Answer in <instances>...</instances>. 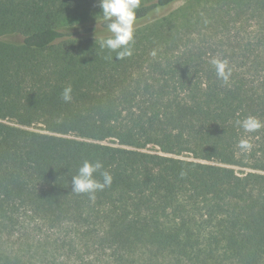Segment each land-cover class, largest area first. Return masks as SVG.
Listing matches in <instances>:
<instances>
[{
    "label": "trees",
    "instance_id": "trees-1",
    "mask_svg": "<svg viewBox=\"0 0 264 264\" xmlns=\"http://www.w3.org/2000/svg\"><path fill=\"white\" fill-rule=\"evenodd\" d=\"M179 1L142 0L118 60L98 0H0V264H264V127L237 124H264V0Z\"/></svg>",
    "mask_w": 264,
    "mask_h": 264
},
{
    "label": "clouds",
    "instance_id": "clouds-1",
    "mask_svg": "<svg viewBox=\"0 0 264 264\" xmlns=\"http://www.w3.org/2000/svg\"><path fill=\"white\" fill-rule=\"evenodd\" d=\"M142 0H98L107 36L100 38V48L116 53L118 60H123L132 55V45L135 40L137 12L140 9ZM95 39L97 40V34ZM155 55V53H153ZM212 64L216 76L223 83L227 84L232 76V69L226 59L213 58ZM72 88L66 87L61 98L64 102L72 100ZM237 124L245 132L251 133L264 127L257 118L249 116ZM239 147L242 151L251 149L246 140H241ZM104 165L100 160H84L78 172L71 180V191L77 195L85 194L89 199L94 200L97 191L111 187L113 176L110 172L103 170ZM102 179H97L96 174ZM183 175V173H182Z\"/></svg>",
    "mask_w": 264,
    "mask_h": 264
},
{
    "label": "rangeland",
    "instance_id": "rangeland-1",
    "mask_svg": "<svg viewBox=\"0 0 264 264\" xmlns=\"http://www.w3.org/2000/svg\"><path fill=\"white\" fill-rule=\"evenodd\" d=\"M194 1H196V0H181L179 2H176L171 7H169L168 9L165 10L164 15H167V14H169L172 11H176L179 8L183 7V6L192 4ZM258 20H260L258 14H255L254 13V8L250 7V10H246V11L244 10L241 13V15L237 19V23H235V25H237V27H242L243 28V31L256 32V30L258 28ZM137 27L138 26H136V28ZM115 142L116 141L114 139H110V140H107L105 143L106 144H109V145H113V144H115ZM156 150L157 149L154 146H148L146 148V151H149V152H155ZM182 157L183 158H189L190 155L189 154H184V155H182ZM235 169L239 172V174L241 172H244L245 171L244 169H241V168H235ZM72 264H78V263L75 262V263H72ZM160 264H169V263L160 262Z\"/></svg>",
    "mask_w": 264,
    "mask_h": 264
}]
</instances>
